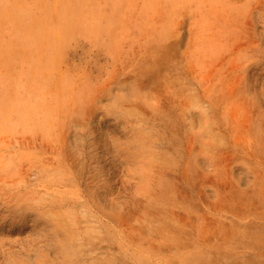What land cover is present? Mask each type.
Instances as JSON below:
<instances>
[{
    "label": "rangeland",
    "instance_id": "1",
    "mask_svg": "<svg viewBox=\"0 0 264 264\" xmlns=\"http://www.w3.org/2000/svg\"><path fill=\"white\" fill-rule=\"evenodd\" d=\"M0 264H264V0H0Z\"/></svg>",
    "mask_w": 264,
    "mask_h": 264
}]
</instances>
